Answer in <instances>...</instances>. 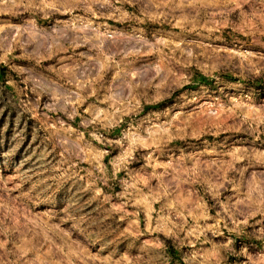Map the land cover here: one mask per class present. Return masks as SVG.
<instances>
[{"label":"rangeland","instance_id":"rangeland-1","mask_svg":"<svg viewBox=\"0 0 264 264\" xmlns=\"http://www.w3.org/2000/svg\"><path fill=\"white\" fill-rule=\"evenodd\" d=\"M0 264H264V0H0Z\"/></svg>","mask_w":264,"mask_h":264}]
</instances>
